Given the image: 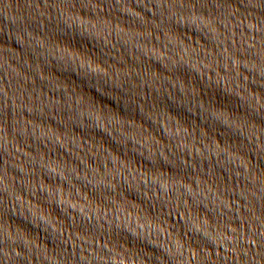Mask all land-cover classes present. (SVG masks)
<instances>
[{
	"label": "water",
	"instance_id": "water-1",
	"mask_svg": "<svg viewBox=\"0 0 264 264\" xmlns=\"http://www.w3.org/2000/svg\"><path fill=\"white\" fill-rule=\"evenodd\" d=\"M0 264H264V0H0Z\"/></svg>",
	"mask_w": 264,
	"mask_h": 264
}]
</instances>
